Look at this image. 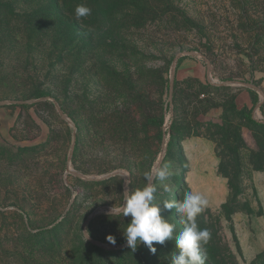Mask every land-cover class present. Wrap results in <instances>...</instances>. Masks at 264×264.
Listing matches in <instances>:
<instances>
[{"label": "rangeland", "instance_id": "rangeland-1", "mask_svg": "<svg viewBox=\"0 0 264 264\" xmlns=\"http://www.w3.org/2000/svg\"><path fill=\"white\" fill-rule=\"evenodd\" d=\"M167 162L206 264H264V0H0V264H171L122 213Z\"/></svg>", "mask_w": 264, "mask_h": 264}, {"label": "clouds", "instance_id": "clouds-1", "mask_svg": "<svg viewBox=\"0 0 264 264\" xmlns=\"http://www.w3.org/2000/svg\"><path fill=\"white\" fill-rule=\"evenodd\" d=\"M91 13L92 9L84 4H78L74 10L77 20ZM174 174L171 162L157 164L145 173L148 183L143 188L124 192L122 213L125 217H131L124 231L126 244L135 251L138 244L143 243L155 254L154 244L164 245L166 241L172 240L175 229L174 224L162 217L161 211H171L175 208L184 224V230L175 236L176 251L171 253V264H206V245L211 239V233L208 229L199 227L197 217L207 207L208 200L200 193L187 191L182 201H165L163 209L153 203L157 187L152 181H159L164 190L169 191L165 182ZM107 239L115 244L112 236Z\"/></svg>", "mask_w": 264, "mask_h": 264}, {"label": "trees", "instance_id": "trees-1", "mask_svg": "<svg viewBox=\"0 0 264 264\" xmlns=\"http://www.w3.org/2000/svg\"><path fill=\"white\" fill-rule=\"evenodd\" d=\"M71 264H83V259L81 256H77L75 262H72Z\"/></svg>", "mask_w": 264, "mask_h": 264}]
</instances>
